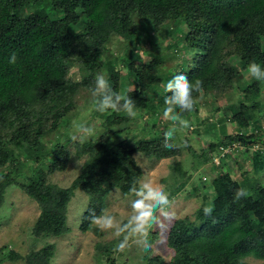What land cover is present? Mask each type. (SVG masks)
I'll return each instance as SVG.
<instances>
[{"label":"trees","instance_id":"trees-1","mask_svg":"<svg viewBox=\"0 0 264 264\" xmlns=\"http://www.w3.org/2000/svg\"><path fill=\"white\" fill-rule=\"evenodd\" d=\"M165 24L175 26L167 29ZM176 33V40L164 45L163 40ZM119 37L123 40L119 53L111 55L110 43ZM146 43L161 47L162 66L158 60L143 59L140 50ZM179 47L195 50L194 56L180 61V55L164 71L166 50ZM13 53L16 62L10 64ZM252 62L264 68V0H0V207L9 187L17 186L40 208L34 236L60 237L69 232V204L81 189L90 201L79 228L102 236L104 232L90 224V216L107 208L113 191L129 194L133 182L142 180L136 153L160 161L189 152L194 155L191 170L205 174L211 168L213 176V169L217 172L211 181L204 175L211 195H205L194 218L181 217L171 226L168 245L174 256L169 264H249L247 256L264 264V177H259L264 176V153H252L248 146L249 141L264 144L257 135L262 126L256 124L264 117V82L248 74ZM73 63L83 74L81 83L69 76ZM179 73L190 82L202 81L201 91L193 92L195 100H222L241 86L238 103L216 108L226 111L219 124L234 123L235 135H212L201 154L189 133L197 126L192 119L200 118L196 103L191 113H181L191 125L187 135L178 128L173 133L177 143L187 141L188 146L162 147L163 133L174 124L169 120L164 124V96L171 93H165L163 85ZM97 74H104L114 91L132 97L137 115L93 113L101 118L104 130L97 138L74 143L75 155L84 162L71 185L63 187L50 182L52 174L68 169L73 157L72 140L68 136L63 141L61 128L63 122L71 127L69 115L79 108L78 95L82 89L91 92ZM144 115L150 118L133 133L137 130L133 122ZM251 127L257 132L245 136ZM195 134L202 136L199 129ZM236 143L245 146L241 152L252 165L242 181L229 168V160L240 155L230 158V152L220 164L214 162L221 146ZM179 174L185 179L176 178L169 193L172 202L194 176ZM238 188L249 195L234 200ZM206 206L213 208L211 215L204 214ZM112 244L100 242L97 247L109 251ZM56 249L54 242H47L22 255L3 246L0 261L52 264ZM146 260V264L164 263L160 255L148 254Z\"/></svg>","mask_w":264,"mask_h":264},{"label":"rangeland","instance_id":"rangeland-1","mask_svg":"<svg viewBox=\"0 0 264 264\" xmlns=\"http://www.w3.org/2000/svg\"><path fill=\"white\" fill-rule=\"evenodd\" d=\"M174 26L175 25L173 24H165L164 27L167 29H172ZM177 34L178 33L172 37H167L164 39V45L168 47L169 44L174 42L176 40L175 37ZM157 37L160 39L159 36ZM120 39L122 38H114V40L110 43L111 55L114 54L117 56L119 53V45L123 42V40ZM143 47L144 48H141L142 50H140V53H143L142 57L144 60H158V57H160L161 54V47L158 46V44L153 46L151 43H146L145 46L143 44ZM147 51L149 54H147ZM194 51H189L186 49L184 50L183 47L166 50L164 54L166 62L163 64L162 68L165 69L164 71H167L169 67L173 65L172 63L178 61L176 58H178L180 55V61L186 59L187 57L192 59L194 56ZM152 53L158 54V56ZM162 63L163 62L160 61L157 65L162 66ZM69 76L78 83L83 81V74L76 63L72 64ZM243 82L245 84L246 80H243ZM240 94L241 86L236 90L229 92V94L224 96L222 100L206 98L196 99V105L200 107V118L195 116L192 119V122L197 126L194 125V128L190 129L193 131L189 133L191 137V143L196 148L198 153L201 154L203 149L208 147L209 142L213 141L212 135L214 137L235 135L236 125L234 123L227 120L219 124L218 120H220L222 112L226 114V111L221 108L220 113L217 112L216 108L219 105L225 104L226 102H229L230 104L238 103L239 100L242 99ZM91 100V92L82 89L81 93L78 95L79 108L76 112H73L69 116L72 117V120L86 119L87 123L95 126L98 130H102L98 131L97 137H99L104 130L101 118L95 116L93 113L90 117L86 116V110ZM262 110H264V108ZM149 116L150 115H144L142 120H136L133 122V127L137 128V130H133V133H137L139 131L138 129L142 128L144 125L143 123L146 121L145 119L150 118ZM224 118L225 117H223V119ZM166 123H169L168 120L164 124ZM256 124L257 126L258 124L262 126L260 132L257 133L258 137L264 138V117ZM205 127L208 129V133H205L207 132ZM171 128H178L182 135H187V132L189 131L188 129H183L177 124H171ZM253 128L251 127L252 131L249 132L245 130L244 135L248 136L249 133L257 130L255 127ZM70 129L71 127L68 129L66 127V122H63L61 132L64 136V142H67L69 139L68 132ZM198 129L202 136L195 134ZM69 147L73 152L70 166L67 170L63 172H55L50 176V182L57 183L63 187H68L71 185L73 180L78 176L80 167L84 162V159H80L75 155V146L73 141L70 143ZM250 149L252 153L257 152L254 150L255 146H250ZM241 150H243V148L241 144L238 143V149L232 151V155L229 156L230 158H234V156L240 155L234 160H229V168L231 169L234 178L239 181H242L245 171L249 172L252 170L250 159L245 157L244 155H246V153L241 152ZM135 157L143 169V177L141 181H150L156 185H161L168 193H170L171 189L177 184H175L176 178H179L178 182L180 181V177H182V175L179 173L184 175L185 172H188V176L189 173L194 175L192 179H188L186 181V184L181 189L180 194L177 195L178 197L175 196V201L172 202L170 211L175 214L174 218L164 221V226L162 228L154 229L150 232L149 239L152 243V248L149 252H143L136 246H133L125 253L114 254L113 249L119 241L113 235L111 230L104 231L102 236L97 235L92 230L88 231L87 233H83L79 227L82 216L86 208H88L90 200L89 196L81 189H77L75 191V195L69 204V232L60 237H36L34 236L32 229L37 217L40 214V208L34 199L30 198L17 186L9 187L5 201L0 207V248L7 246L8 249H12L22 255H26L32 248L37 250L47 242H54L57 249L56 255L52 260V264H146V258L148 254L149 256L160 255L164 260L163 264H169L172 257L174 256V250L168 245L171 226L174 225L176 220L181 217L189 216L194 218L193 215L199 208V205H201V203L204 201V198H206L208 195H211L210 183L206 182L203 177L204 175H207L209 181H211L210 178L215 177L217 170L213 169L214 176L212 175L211 168H209V172L205 174L202 170H191V165L194 161V155L189 152H185L183 155L177 158H165L160 161L155 158H148L139 152L136 153ZM259 177L264 176L261 175ZM184 179L185 177H182V180ZM133 198L134 197L129 194H124V192H121L120 190H115L107 197L106 210H108L110 214L114 215L117 218V221L121 223L126 222L130 215V202ZM100 242H112L113 244L109 248V251H105L97 247V244ZM245 260L249 264H263L262 259H258L254 256H247ZM0 264H24V260H18L14 262L6 260L4 262L0 261Z\"/></svg>","mask_w":264,"mask_h":264},{"label":"clouds","instance_id":"clouds-1","mask_svg":"<svg viewBox=\"0 0 264 264\" xmlns=\"http://www.w3.org/2000/svg\"><path fill=\"white\" fill-rule=\"evenodd\" d=\"M15 62L16 54L13 53L9 58V63L14 64ZM247 72L254 80L264 82V68L260 64L250 63ZM163 88L165 93H171V95L164 96L163 118L185 130L189 129L191 127L190 122L182 118L181 113H191L194 110L196 100L193 92L201 91L202 81L190 82L185 74L179 73L173 75L163 85ZM91 96L92 100L86 110L87 117H90L92 113L103 115L113 112L123 113L130 118H135L137 115L136 105L132 97L114 91L104 74L96 75L91 88ZM98 131L102 130H98L95 126L87 123L86 119H76L72 121L68 135L74 143L83 144L88 139L97 137ZM173 133L174 129L172 128H168L163 133V148L171 150L188 146L187 141L182 144L177 143ZM257 145L261 148L264 147V144L256 141L248 144L249 148ZM242 148L246 150L245 146H242ZM261 148L256 151L264 153ZM129 195L134 198L130 202L131 211L126 222L117 221V218L106 209L99 215L93 213L90 216L91 225L102 232L111 230L118 239L119 242L113 249L114 254L125 253L133 246L143 252H149L152 248V243L149 239L150 232L154 229L162 228L164 221L171 220L175 215L170 211L172 207L170 195L161 185H156L150 181H134L129 188ZM248 195L249 193L246 189L238 188L234 193V200L246 198ZM212 211V207L206 206L203 208L206 216L211 215Z\"/></svg>","mask_w":264,"mask_h":264},{"label":"built area","instance_id":"built-area-1","mask_svg":"<svg viewBox=\"0 0 264 264\" xmlns=\"http://www.w3.org/2000/svg\"><path fill=\"white\" fill-rule=\"evenodd\" d=\"M237 147H238V143L233 144L232 146H229V147H225V146L223 147V146H221L220 154H219V156H217V157L215 158L214 162H215L217 165L220 164L221 159H222L223 157H226V154H228V153L234 151L235 149H237ZM260 148H261V147H260L259 145L255 146V150H258V149H260ZM261 149L264 150V147H262Z\"/></svg>","mask_w":264,"mask_h":264},{"label":"water","instance_id":"water-1","mask_svg":"<svg viewBox=\"0 0 264 264\" xmlns=\"http://www.w3.org/2000/svg\"><path fill=\"white\" fill-rule=\"evenodd\" d=\"M249 143H252V141H249Z\"/></svg>","mask_w":264,"mask_h":264},{"label":"crops","instance_id":"crops-1","mask_svg":"<svg viewBox=\"0 0 264 264\" xmlns=\"http://www.w3.org/2000/svg\"><path fill=\"white\" fill-rule=\"evenodd\" d=\"M210 192H211V190H210Z\"/></svg>","mask_w":264,"mask_h":264}]
</instances>
